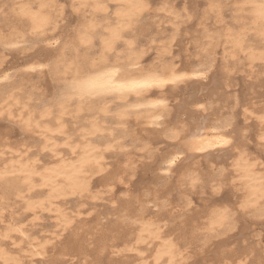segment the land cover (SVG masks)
Listing matches in <instances>:
<instances>
[{
	"label": "rangeland",
	"instance_id": "rangeland-1",
	"mask_svg": "<svg viewBox=\"0 0 264 264\" xmlns=\"http://www.w3.org/2000/svg\"><path fill=\"white\" fill-rule=\"evenodd\" d=\"M11 1L12 0H0V33H8L9 27L7 26V23L10 24L12 22L15 24V21L13 20L14 18L10 15ZM29 1L33 3V5L37 2V0ZM211 1L212 0H148L149 9L135 20L130 27L124 30L123 37L117 41V47L109 54L108 61H124L129 53V44L132 42L133 52L141 54L142 56L140 58L141 64L139 65L141 68H161L174 62L183 66V68L188 67L189 65L204 67L203 65H200V62L204 57L199 53L198 45L203 43L205 38L201 37L203 31H201V25H199V23L203 20L202 15L207 11L208 5ZM219 1L222 11L221 20L218 22L215 21L214 23V12H209L210 15L208 14V19L205 20V22L208 23L207 28H209L208 30L210 32L222 30L225 27H235L243 20L242 16L244 13L240 10L241 0ZM56 4L57 6L53 12L56 16V26L47 30L43 37L32 35L26 31V28H23L24 31L15 37L13 43H3L0 41V71H7V76L0 78V100L4 98L3 96L10 95L7 98V101H11L12 94L20 96L22 101L21 105H25L23 113L30 112L35 115V118L44 120L45 123L48 122L47 118H38L39 113L45 109H52V111L55 112L56 104L60 100V95L64 89V83L62 81L64 75L54 74L49 65L57 58H65L67 61L72 62V66L81 63L84 68H88L89 62L98 61L101 36L105 34L109 28L118 26L115 12L119 7L114 2L107 1V8L103 12H93V9L86 6L82 11V14L77 10V6L72 0H56ZM83 19L96 23V28L99 33H96L94 37H92L91 43L86 46L81 45L77 50H74L72 44L74 43V35L79 27L80 21ZM246 26L249 28L248 25ZM18 32H20V30ZM172 38H174V41L171 40ZM46 39L51 41L50 45H46ZM245 40L247 45L257 48H260L262 45L264 46V41L255 34L254 30L251 29L246 30ZM165 45H168L170 53H168V50L164 53L163 47ZM222 52L221 47L218 48V52L215 54L214 58L215 61H213L214 65L210 69L203 71L205 74L204 77L201 79H191V81L188 80L189 82L179 84L180 86H176L177 88L174 87L172 90H165L163 94L166 96L168 95L167 98L170 111L167 116L160 119L161 122L159 124L155 125V127L153 126L156 130L152 127L151 131V129H149L151 126L148 127L145 125L144 126L147 129L140 130L138 124L134 125L133 123L128 122V124L125 125L119 121L117 114L120 109L124 108V102L115 98L108 97L104 101L100 100L97 104L94 103L90 108H84L79 113L73 111L76 102H71L72 105L70 109L72 111L65 116L68 133L70 134L69 137L76 138V134L81 131L82 125L87 124L90 120L98 119L104 127V136L101 139L107 140L118 137V140L123 144V148L121 149L107 151L105 159L106 169L104 173L111 172L110 177H119L120 174L118 172L120 171L121 175L123 173H125V175L123 174L120 177H123L122 181H114V183H118H113L114 186L111 191H109L110 189H107L108 186L105 187L103 185L104 182L99 179L100 175H96L92 179V193L96 195L94 198L70 197L61 202L63 210L73 217L75 222V224L73 223L75 226H73V232L71 229L60 231L59 228L55 226L53 214L44 211L41 212V214H38L40 218L36 219L33 214L25 213V211H23L20 202L9 200L8 203H5L1 198L0 212L3 214L1 220L4 222L0 221V230L9 222V218H13L16 224L23 225L27 230L28 238L25 239L26 241L50 242V244L47 245V254L44 257H23L22 264H96L97 260H100V263L98 262L99 264H120L122 259L126 260L128 258L126 261L123 260V263L121 262L122 264H127L128 262L131 263L134 261L133 259L137 260L134 255L113 253L117 249L123 247V244L125 243L124 239L128 243L134 232L131 229L129 230V228H126L127 226L124 225L122 228H118V231L116 232L112 226L117 220H121L122 215L125 213V211H123L124 207L125 209L130 208L134 210L137 205L135 201L140 198L143 199V197L144 199L142 203L145 204L148 209L144 216H159L160 223L163 225V231L167 230L166 233L169 234V237L175 239V241L180 242L181 244L186 239V236H189L191 231H194L195 229L199 231L201 223L205 221L208 215L206 214V211L208 213L214 208L224 206H227L234 211L238 209V202L241 199V190L238 189L236 181L229 173L231 168L229 160L238 147V149H247L246 152H249L251 157H256L264 165V143L259 144L258 140H256L259 126L257 125L255 116L252 115L250 118H245L242 114L243 107L249 103H253L254 107H264V83L260 81L262 71V66L260 65L254 66L253 70L249 71L248 67L241 62L237 64L232 71L228 72L224 68L222 62L224 61L222 59ZM28 59L31 62L41 61V63H47L48 66L45 65L41 69L35 68L34 70H31L32 72L29 75H25V72L28 70L25 67V63ZM220 68L224 71H221ZM222 75L223 77L225 75V77L223 78ZM230 79L231 81H229ZM131 99L132 97L130 100ZM21 105H17L14 109L12 108L13 113L8 115L7 105H5L3 101L0 103V160L2 158H14L18 154L7 152L6 146L8 145L15 148L19 147L23 151L22 154L37 158L40 162L51 160L53 158L52 154L48 149L42 148L44 135L37 130L27 131L16 116L18 111L22 110L20 107ZM102 106L107 107L108 111H98ZM203 107H205V110H203ZM179 108H181L182 112ZM200 116H204L207 120L209 119V121L216 119V117L219 119L233 117V124H231L232 128L230 126L228 129L231 134L230 135L228 132L231 137L230 144L221 150H215L212 153H209L206 155L207 158L204 156L189 158L186 156L188 153L187 151V153L185 152L179 155L178 159L175 160L169 170L165 169L161 163L162 157L167 155L170 151L180 148L176 142L169 140V138L165 136V129L168 128V126L170 127V125H174L173 123L175 121L177 126L184 125L188 128L191 126L189 124H193L192 121L199 119ZM78 129H80V131ZM124 130H127L129 134L124 135ZM132 130L138 135L135 137L136 139L138 138L137 140L132 137ZM154 130L156 132H154ZM161 130L163 134L161 133ZM110 133L112 134L110 135ZM139 137H141L142 140ZM62 139V137H56L55 140L58 143H61L59 144V148H61L62 154L69 156L67 147L62 144L64 141ZM144 143L150 147L148 152L142 149ZM243 146H246V148ZM230 147L233 148L234 151L230 149ZM125 153H127V155L129 154V156L132 155L130 156V159L132 161L134 160L133 163L135 168L133 165V169L135 170H128V172L126 171L127 173H122L121 168H123L125 164ZM119 160L121 161L119 162ZM117 163L119 164V167ZM120 163L123 165L121 166ZM159 165L160 167L162 166V168L159 169ZM191 169H194V172L198 173V175L200 174V176H197L200 178L201 182L195 187H191L187 181H183L185 179L183 173ZM222 169H227V172L222 171ZM183 170H185V172H181ZM220 171L227 174V177L224 178L222 184L215 180H211L213 174L215 175ZM180 172L182 174H180ZM131 174L132 176H130ZM108 179L106 182L109 181ZM123 180L125 182L128 181L127 184ZM176 180L179 181V183H176ZM152 191L155 194H153ZM2 194V189L0 188V195ZM157 197L160 198V202L163 204L162 209L156 204L159 201ZM127 198L131 199V201L129 199L131 207L128 206L129 202ZM147 198L149 200L148 204L146 202ZM121 205L123 206V209H121ZM132 205L135 206L133 207ZM164 211L166 212V215H164ZM237 213L238 212H236V215L239 217V222L241 221L240 223H237V227H240L239 230H237L238 228L236 227L235 230L219 237L213 236L206 243H202L203 240L199 239V235L193 239L194 241L192 240V243L186 248L187 254L189 253L191 256L187 262L188 264H221V259L224 257L223 255L231 256V254L234 253L236 256L233 254L232 258L238 257L242 254V250H245L250 244L251 250H259L258 253L264 256V219H262V221L261 219L250 218L248 217L249 213H239L240 215ZM80 220L83 222L82 225L84 229ZM191 226L193 229L190 228ZM75 228L77 229L75 230ZM91 228H93V230ZM108 228H112L110 229L111 231ZM95 230H97V233L102 232L100 235L103 240L100 239L101 236L99 237ZM75 231H77V233ZM107 231L109 232L108 234ZM120 231L124 236L123 234H119ZM74 233H76V237ZM69 235L74 237L76 241L74 238H70ZM116 235H121L123 239H121V236L115 237ZM81 237H85L86 239ZM69 238L71 240L73 239V242ZM117 238L119 239L117 240ZM227 238H230L231 240H228V242ZM104 239L107 241L105 242ZM13 240L14 239H7L3 242L0 241V243L2 242L1 247L13 252L15 255H22L23 252L15 249L16 245L12 243ZM221 240L222 243L217 246ZM77 241L78 244H76ZM99 241H103L102 243L105 242V247H107L105 249L108 251H103L105 253L104 256H101L103 253H97L99 250L98 245L101 244L98 243ZM111 241L114 245L113 247H110L112 246V244H110ZM66 242L68 244L70 242L69 246L68 244L66 245ZM209 243L211 246H209ZM73 244H75V246H73ZM252 244L255 246H252ZM28 245V242L23 244V249H26ZM64 245H66L65 247L67 250H65V247L61 249ZM79 245L82 247L80 248L81 251L86 248L85 251H83L84 254L78 249L80 247ZM83 245L86 247L84 248ZM93 246L97 249L96 252ZM92 249L94 251H92ZM229 249H232L231 252L233 251L232 253L230 252L231 254H228ZM220 250L221 252H218ZM65 251H69L67 252L69 256ZM77 251L80 252L78 253ZM257 251H254V253H257ZM58 252L62 255L65 253L64 255H66V257L58 254ZM72 252L74 254H72ZM90 253L92 255H90ZM219 255L221 257L218 258ZM56 256H59L58 261ZM61 256L65 257V259ZM98 256L102 259L98 258ZM215 256L216 258H214ZM108 257V260L110 261L111 258V260H114V263L113 260L108 263V260L106 259ZM52 258L53 262L50 261ZM59 258L63 259L60 260L62 262H59ZM119 259H121V261H119ZM93 260L95 261L94 263L92 262ZM102 261L104 262L102 263ZM250 262L251 261L249 260L246 263L250 264ZM262 264H264V262Z\"/></svg>",
	"mask_w": 264,
	"mask_h": 264
},
{
	"label": "bare ground",
	"instance_id": "bare-ground-1",
	"mask_svg": "<svg viewBox=\"0 0 264 264\" xmlns=\"http://www.w3.org/2000/svg\"><path fill=\"white\" fill-rule=\"evenodd\" d=\"M72 1L77 6V10H79L81 14L86 6L93 9V12H103L107 8L106 5L107 1L114 2L119 7L115 12L118 26L109 28L107 32L101 36L100 54L98 56V61L89 62L88 68H84L81 63L79 65L72 66V62L67 61L65 58H57L49 65L51 71H53L54 74L64 75L62 77L63 79L62 81L64 83V89L60 95V100L56 104L55 112L52 111V109H45L39 113L38 118L41 119L47 118L48 122L45 123L44 120H39L35 118L34 117L35 115L31 114L30 112L24 114L23 109H25V105H21L22 101L20 96H16L12 94L11 101H7L8 100L7 98L10 95L3 96L4 98L0 100V103L3 101V103L7 105L8 115H11L13 113L12 108L14 109L16 108L17 105H21L20 107L22 110H19L18 113L16 114V116L19 118V121L22 123L23 127L27 131L37 130L42 135H44L42 148L48 149L53 156V158L49 161L40 162V160L37 158H33L26 154H22L23 151L19 147L15 148L10 145L6 146L7 152L18 153V154L14 158L12 157L9 159L2 158L0 160V188L2 189V193H3L2 195H0V199L2 198L5 201V203H8L9 200L20 202L21 204L20 206L23 209V211H25V213L27 212L29 214H33L36 219L40 218L38 214H41V212L44 211L53 214L55 219V226L58 227L60 231L71 229L73 232L74 230L73 228L75 227L74 226L75 222L73 220V217H71L69 213L63 210V208L61 207V202L65 201L70 197L94 198L96 195L92 193V181H93L92 179L96 175H100L99 179L102 182H104V184L103 183L101 184H103L105 187L108 186L107 189H110L109 191H111L114 184L118 183V182L114 183V181L117 180L122 181L123 177L122 178L120 177L123 174L125 175V173L123 172L126 171L128 172V170L132 171L135 169H133L134 160L132 161L130 159L131 158L130 156L132 155L129 156V154L127 155V153H125L126 156V157L124 156L125 164L123 168L120 167L122 169V173H123L122 175L119 170H117L119 171L118 173L120 174L119 177L118 176L110 177L111 172L109 171H107L109 173H104L106 169L105 159H106L107 151H110L112 149H121L123 148V144L118 140L119 139L118 137H114L112 139H107V140L101 139L104 136L103 135L104 127L102 126V123L98 119L90 120L87 124L82 125L81 131L80 129H78L80 132L76 134V138L69 137L70 134L68 133L65 116L72 111L70 109L72 105L71 102L73 101L76 102L73 111L75 113H79L84 108H90L92 104L94 103L97 104L98 102H100V100L104 101L108 97L118 99L124 102L123 104L124 108L120 109L117 114V118L119 119V121H121L125 125H127L128 122L133 123L134 125L138 124L140 130L147 129L145 126L148 127L151 126L149 127V129H151L153 126L155 127V125L161 122L160 119L162 117L167 116L169 114L170 107L168 105V98H167L168 95L166 96L163 94L165 90L167 89L172 90V88L176 86H180L179 84L181 83L183 84V82L185 83V82H189L188 80L191 81V79L192 80L195 78L201 79L202 77H204L205 74L203 71H205L206 69H210L214 65L213 61H215L214 60L215 54L218 52V48L220 47L223 51L222 59L224 61L222 62L224 68L228 72L232 71L236 67V65L241 62H243L246 67H248L249 71L253 70L254 66L260 65L262 66L260 81L264 83V46L262 45L260 48H257L251 45H247L245 40L246 30L251 29L254 30L255 34L259 36L261 40L264 41V0H241L240 10L242 13H244L242 16L243 20L241 21V23H238V25L235 27H225L222 30H217V31L215 30L213 32H210L208 30L209 28H207L208 23L205 22V20L208 19V14L210 15L209 12H214V23L215 21L218 22L219 20H221L222 17L220 1L212 0L208 5L207 11L202 15L203 20H201V22L199 23V25H201V31H203L201 37L205 38L204 42L198 45L199 53L201 54L202 57H204L203 60L200 62V65L201 66L203 65L204 67H195L194 65H189L188 67L184 66L185 68H183V66L181 65L176 64L175 62L170 63L169 65L161 68H156V67L141 68L139 65L141 64L140 58L142 56L141 54H136L133 52L132 42L129 44V53L124 61H113V62L108 61L109 54L116 49L117 41L123 37L124 30L130 27L135 20H137L145 11L149 9L148 0H72ZM11 2L12 5L10 7V15L14 18L13 20L15 21V24L12 22L10 24L7 23V26L9 27L8 33H0V41H2L3 43H13L15 37L19 35V33H21L22 31H24L23 28H26V31L31 33L32 35L43 37L46 34L47 30L52 29V27L54 28L56 26V22H57L56 16L53 14L54 9L57 6L56 0H37V2L34 5L29 0H12ZM246 25H248L249 28ZM96 27L97 24L94 23L93 21L84 20V19L81 20L79 27L77 28V31L74 35V39H73L74 43H72L73 49L77 50L79 46L81 45L86 46L87 44L91 43L92 37H94L96 33H99ZM19 30L20 32H18ZM173 39L174 38H172L171 40ZM48 40L46 41V45L51 44V41ZM167 50L168 53H170V49H168V45H165L163 47L164 53ZM30 62L31 61H29L28 59V61H26L25 63V67L28 69L25 72V75H29L32 72L31 70H34L35 68L41 69L45 65L48 66L47 63H41V61L40 62L32 61L33 63ZM220 70L224 71L221 68ZM6 76H7L6 70L0 71V78H4ZM229 81H231V79ZM131 97L132 99L130 100ZM179 109L181 111V108ZM194 109H198V108H194ZM203 110H205V107H203ZM98 111L107 112L108 109L107 107L102 106L98 109ZM242 114L245 118H250L252 115L255 116V120L257 122V125L259 126L258 127L259 132L257 135L258 137L256 136L257 138L256 140H258L259 144L264 143V107L263 106L254 107L253 103L252 104L249 103L246 104L245 107H243ZM232 120L233 117H229L226 119H222V118L219 119L216 117V119L209 121V119L207 120L204 116L202 117L200 116L199 119L192 121L193 124H189L191 126L188 125L189 126L188 128H186L184 125L177 126L176 125L177 123L175 124L176 121L175 122L173 121L174 125H170V127L168 126V128L165 129L166 131L165 136H167L169 140L176 142V144L180 146V148L174 149L170 151L167 155L162 157L161 163L163 167L169 170L172 164L175 162V160L178 159L179 155L185 152L187 153V151L188 153L186 156H188L189 158L195 156L206 157V155H208L209 153H212L215 150H221L222 148L229 145L231 142L230 141L231 137L229 136L230 131H228V129L230 128L231 124H233ZM154 129L156 130V128ZM155 130L154 132H156ZM134 132L132 130V137L136 139L135 137H137L138 135ZM161 133L163 134L162 130ZM111 134L112 133H110V135ZM123 134L128 135L129 133L127 130H124ZM56 137L63 138L62 140L64 141L62 142V144L67 147L69 156H65L64 154H62V150L61 148H59V144L61 143H58L55 140ZM243 147L246 148V146ZM149 148L150 147H148L145 143L142 145V149H144L146 152H148ZM230 149L233 150V148L231 147ZM246 150L244 148L238 149L237 147L235 153L231 155L229 160L231 166L230 171L227 168L229 173L231 174V177H233V179L236 181V185L238 186V189L241 190V199L238 202V209L236 211H234L233 209L227 206L214 208L210 210L208 213L206 211V214L208 215L205 221L201 223V226L199 225L200 226L199 231H197V229L191 231L189 236L188 237L186 236V239L181 244L180 242L175 241V239L169 237V234L166 233L167 230L163 231V225L160 223L159 216H155V217L144 216L146 215L145 213L147 212L148 209L146 205L142 203L144 199L143 197L144 195H143L142 196L143 199L140 198L137 199V201H135L137 205L134 208V210L130 208L125 209V207L123 209V206L121 205L122 208L121 207L120 208L123 209L125 213L122 215L121 220H117V222L112 226V228L115 229L117 232L118 231L117 229L122 228V226L124 225L127 226L126 228H129V230L131 229L134 232V234L131 236L129 241L127 240L128 243L124 239L125 243L123 244V247L117 249L113 253L121 254V255L122 254L134 255L137 260L133 259L134 261H132L131 263L128 262L129 264H186L189 258L191 257L189 253L187 254L186 248L189 247V245L192 243V240L199 235V239L203 240L202 243L203 242L206 243L213 236L219 237L230 231L235 230L237 227V223L239 222V217L238 215H236V212H238L237 214L249 213L248 217L253 219H261V220L264 219V165L256 157H251L249 152H246ZM120 161L121 160H119V162ZM121 163L120 165L122 166L123 164ZM160 165H159V169L162 168V166L160 167ZM118 167L116 168L119 169ZM227 169H222V171H226ZM194 171H195L194 169H191L186 172L185 170L181 171V172H185L183 173L185 178L183 181L185 182L187 181V183L191 187H195L199 182H201L200 178L198 177L200 176V174L198 175V173H195ZM222 171L216 173L215 175L213 174L211 180H215L217 182H220V184H222L224 178L227 177V174ZM181 172L180 174H182ZM130 176H132V174ZM107 179L109 180L108 182H106ZM127 182L128 181H126L125 183L127 184ZM176 183H179V181H177ZM153 194L155 193L153 192ZM129 199L130 198H127L128 202ZM158 199L159 201L156 204L162 209L163 204L160 202V198ZM148 201L149 200L147 198L146 200L147 204ZM128 206H130V202ZM120 208L119 210L121 212ZM164 215H166V212ZM2 217L3 214L2 212H0V221H3L1 220ZM8 221L9 222L6 223L4 227L0 230V241L3 242L7 239L10 240L14 239L12 243L16 245L15 249L23 252V254L20 256L15 255L13 252L5 248H2L1 247L2 242H1L0 264H22L23 257H31V256L44 257L47 254V249H48L47 245L50 244V242L48 241L31 242L28 240L26 241L25 239L28 238V234L24 226L20 224H16L13 218H9ZM80 222L82 221L80 220ZM82 224L83 222L81 223V225ZM112 228H108V229L110 230ZM190 228H192V226ZM239 228L237 230H239ZM76 229L77 228H75V230ZM91 229L93 230V228ZM77 231L75 232L77 233ZM95 231L97 233V230ZM108 231L107 234L109 233ZM76 233H74L75 237L77 236ZM100 233H97L99 237L101 236ZM119 234L122 235L123 233H121L120 231ZM118 236L116 235L115 237ZM71 237L72 236H70V238ZM81 238L86 239L85 237H81ZM119 238H117V240ZM230 238H227V241L231 240ZM100 239H102V236ZM121 239H123L122 236ZM27 242L29 245L26 247V249H23V244ZM102 242L100 241L98 242L101 244L98 245L99 250L97 251V253H103L101 254V256L102 255L104 256L105 254L104 252H107L108 250L106 251L105 249L107 248L105 247V242L104 243ZM220 243H222V240L219 241L217 246L220 245ZM67 244L68 243L66 242V245ZM76 244H78V241L76 242ZM110 244H112V241ZM66 245H64L61 249H63ZM250 245L249 247H246L245 250L243 249L242 254L239 253L240 255L235 258H232V255L234 254L232 253L233 251L231 252L232 249H229L230 251L228 250L229 252L228 254L232 253L231 256L223 255L224 257L222 256L223 259H221L222 260L221 264H247L246 262L249 260L251 261L250 264L251 263L262 264L264 262V258H263L264 256L258 253L259 250L258 251L253 249L251 250ZM73 246H75V244H73ZM113 246L114 245L112 244V246L110 247ZM209 246H211L210 243ZM252 246L255 245L252 244ZM83 247L85 248L86 246L83 245ZM80 248L82 247L80 246L78 249ZM93 248L95 249L94 246ZM85 249L83 251H85ZM65 250H67V248ZM96 250L97 249H95V252ZM80 251L77 252L79 253ZM83 251H81V253L84 254ZM92 251L94 250L92 249ZM254 251H257V253H254ZM60 252H58V254H61ZM218 252H221V250ZM91 253L90 255H92ZM72 254L74 253L72 252ZM220 255L218 256V258L221 257ZM64 256L66 257V255ZM234 256L236 255L234 254ZM56 257L58 261L59 256ZM65 257L62 258L65 259ZM53 258L50 261L53 262ZM98 258L102 259L99 256ZM111 258L110 261L113 260V259L111 260ZM214 258H216V256ZM61 259L59 258V262H62L60 261ZM106 259L108 260L109 257ZM123 260L124 259H122V261ZM99 261L97 260V263ZM110 261L108 260V263ZM119 261H121V259H119ZM92 262L94 263L95 261L93 260ZM103 262L104 261H102V263ZM121 262L120 264L123 263Z\"/></svg>",
	"mask_w": 264,
	"mask_h": 264
}]
</instances>
